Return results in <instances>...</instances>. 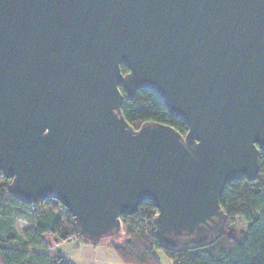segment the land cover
I'll list each match as a JSON object with an SVG mask.
<instances>
[{
    "label": "water",
    "instance_id": "obj_1",
    "mask_svg": "<svg viewBox=\"0 0 264 264\" xmlns=\"http://www.w3.org/2000/svg\"><path fill=\"white\" fill-rule=\"evenodd\" d=\"M121 85L157 92L187 133L135 128ZM261 150L264 0H0V169L13 197L65 205L78 236H119L149 200L165 245L204 242Z\"/></svg>",
    "mask_w": 264,
    "mask_h": 264
},
{
    "label": "trees",
    "instance_id": "obj_2",
    "mask_svg": "<svg viewBox=\"0 0 264 264\" xmlns=\"http://www.w3.org/2000/svg\"><path fill=\"white\" fill-rule=\"evenodd\" d=\"M121 68L124 73L129 71L126 64ZM120 88L123 114L135 128L146 122H163L187 133L188 125L171 115L157 92L138 89L128 98L125 88ZM10 183L11 178L0 169V264H71L66 257L51 253L44 238L47 233L60 240L80 237L70 211L58 210L51 198L30 204L15 198L9 192ZM220 203L227 212L223 228L201 243L170 247L160 241L155 224L158 210L149 200L141 202L134 214L123 215L124 233L104 239L126 264H161L156 251L171 264H264V150L257 177L229 181ZM19 218L30 223L22 233L15 227Z\"/></svg>",
    "mask_w": 264,
    "mask_h": 264
},
{
    "label": "crops",
    "instance_id": "obj_3",
    "mask_svg": "<svg viewBox=\"0 0 264 264\" xmlns=\"http://www.w3.org/2000/svg\"><path fill=\"white\" fill-rule=\"evenodd\" d=\"M44 238L50 244L51 253L66 257L71 264H126L109 245L108 239L97 243L86 242L80 237L60 240L54 233H47ZM156 254L161 264H171L162 252L156 251Z\"/></svg>",
    "mask_w": 264,
    "mask_h": 264
},
{
    "label": "rangeland",
    "instance_id": "obj_4",
    "mask_svg": "<svg viewBox=\"0 0 264 264\" xmlns=\"http://www.w3.org/2000/svg\"><path fill=\"white\" fill-rule=\"evenodd\" d=\"M56 202H57V204H58V201H57V200H56ZM26 226H27V222H26L24 219H22V218H19V219L17 220V222L15 223V227H16V229H17L20 233L23 232V230L26 228ZM122 233H124L123 230L121 231V234H122Z\"/></svg>",
    "mask_w": 264,
    "mask_h": 264
},
{
    "label": "built area",
    "instance_id": "obj_5",
    "mask_svg": "<svg viewBox=\"0 0 264 264\" xmlns=\"http://www.w3.org/2000/svg\"><path fill=\"white\" fill-rule=\"evenodd\" d=\"M57 209H58V210H66V206L63 205L62 203L58 202V204H57ZM122 230H123V227H122ZM122 230H121V231H122ZM123 232H124V230H123ZM69 238H74V237H73V236H70Z\"/></svg>",
    "mask_w": 264,
    "mask_h": 264
}]
</instances>
